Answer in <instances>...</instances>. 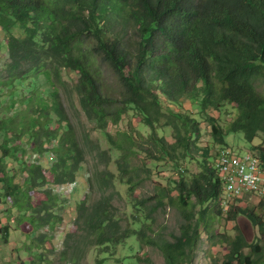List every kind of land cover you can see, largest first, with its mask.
I'll use <instances>...</instances> for the list:
<instances>
[{
    "label": "trees",
    "instance_id": "trees-1",
    "mask_svg": "<svg viewBox=\"0 0 264 264\" xmlns=\"http://www.w3.org/2000/svg\"><path fill=\"white\" fill-rule=\"evenodd\" d=\"M3 34L9 35L10 62L6 78L0 68V109H14L15 114H0V202L8 199L19 210L24 235L22 246L14 250L16 259L8 264H37L36 258L44 262L37 251L44 254L46 234L61 223L54 216H59L65 198L53 189L74 182L89 155L98 169L114 162L127 185L129 210L119 214L112 203L114 175L96 170L90 186L98 184L100 197L89 206L79 204L77 218L80 211L85 234L67 235L64 264L80 263L76 250L81 243L85 250L98 248L104 254L96 264H106L119 249L127 252L116 263H131L141 244H156L165 264L191 263L203 232L214 242L212 224L222 210L233 222L240 215L247 217L261 235L248 243L237 226L234 238L221 234L218 243L227 246L222 264H264V218L246 199L224 204L230 189L218 169L219 150L228 149L227 133H242L248 143L258 137L264 141V0H0ZM101 63L117 75L121 91L116 98L101 92ZM63 71L78 74L74 94L89 121L95 122L94 129L110 141L109 153L91 140L89 131L76 135L57 86L66 87ZM41 74L55 87L54 93L41 90ZM126 113L134 117L129 124L136 131L119 132L120 140H114L107 125L118 126ZM203 122L210 139L206 147H198ZM141 129H148L147 135ZM24 137L35 141L33 150L40 159L37 164L20 160L23 181H16L18 173L4 160L21 150L10 143L24 142ZM114 150L120 152L117 158ZM212 150L217 151L216 165L209 161ZM253 150L264 164V147ZM47 155L53 160L49 167ZM141 156V166L134 164ZM193 162L198 173L183 167ZM159 163L173 169L166 187L150 199L133 197L151 175L148 166ZM47 169L52 182L45 177ZM33 194L42 196L36 205L29 198ZM152 199L154 206L148 205ZM166 203L179 206L184 222L173 241H157L150 222ZM258 206L262 209L264 201ZM7 217H0V235L8 244L12 218ZM44 228L47 231L41 232ZM28 254L34 258L30 263Z\"/></svg>",
    "mask_w": 264,
    "mask_h": 264
},
{
    "label": "rangeland",
    "instance_id": "rangeland-1",
    "mask_svg": "<svg viewBox=\"0 0 264 264\" xmlns=\"http://www.w3.org/2000/svg\"><path fill=\"white\" fill-rule=\"evenodd\" d=\"M9 35L3 34L0 36V68L3 71V76L6 78V75H8L5 72L6 65L10 62L9 58V49L7 46V42ZM100 61V60H98ZM101 75H100V82L102 84L101 86V92L106 97H112L116 98L118 96V93H120V83L118 82L117 75L115 72L106 66V64L101 63ZM55 70V69H53ZM38 83L41 85L42 91H50L51 94L55 92V87H52L49 85V83L44 82V76L41 74L38 76ZM78 79V74L74 72H68L63 71L61 73V80L66 83V87L64 88L61 86L60 83H58V87L60 90V93H62V100L63 104L66 110V113L68 115V118H70V122L72 123L74 131H76V135H82V133L86 130L91 133L93 142L97 143L101 150L111 151L113 147H111L110 141L107 139L106 136H104L100 131H97L94 129L96 127L94 121H89V118L85 114V112L82 110L81 106L79 105L78 98H76V95L74 94L73 86L74 82ZM54 80H56L54 78ZM52 89V90H51ZM66 89V90H65ZM264 91V87L261 89ZM189 108V105H187ZM18 107V106H16ZM227 107L224 109L226 110ZM223 110V111H224ZM1 117L11 116L12 114H15L14 109H4L1 107L0 109ZM96 119V118H94ZM134 117L129 115L128 113L124 114L122 116V122L119 123L118 126H114L112 123H108L107 130L111 137L114 140H117L119 138L118 133L130 130V132H135L136 129L133 125L129 124V121L133 120ZM202 134L199 139L198 147H206V142L210 139V128L207 127V123H202ZM141 134L147 135L148 129H141ZM1 135V134H0ZM168 139L171 141V137L168 135ZM146 138V136H145ZM120 140V138H119ZM118 140V141H119ZM227 143V148L231 150L233 153L236 154H248L250 152L253 153V148L255 146L262 145L264 147V141L262 137L256 138L252 143H248L245 141L244 135L242 133H227V136L225 138ZM4 139L0 138V143H2ZM24 142H21L20 140L13 141L10 143V146H19L21 149L17 154L10 155L4 160V164L10 167L12 170L15 171L17 174L16 181L21 180L23 181L22 176H19L21 174L20 167L21 162L20 160H23L26 162V164H37L38 160L40 159L39 155L34 152L33 145L35 143L34 140L30 139L29 137H24ZM82 147H84V144L82 143ZM219 149V148H218ZM113 157L117 158L120 152L114 150ZM211 152V158L210 162L213 165H216L217 161L216 158L213 156L217 153L216 150H212ZM195 155H200L199 153L194 152ZM46 159L49 164L46 166L49 167L52 166V158L51 156H46ZM142 156L138 159L133 160L134 164L140 165L141 163L139 160H142ZM45 160V159H44ZM112 162L111 164L105 166L101 165L98 169L97 162L94 159L92 155H89L86 157L85 163L83 164L82 171L77 174L75 183L71 184V187L76 188L73 190V192L69 195H66L63 199V202H61L62 210L59 212V216L55 217V219H58L61 221V223H58L54 228L50 231H48L47 240L48 243L46 245V248L44 250V254H41V250L37 251V255H43L44 262H40L39 258H36L37 264H64L61 261V256L63 250H65L64 242L66 240V237L68 234H72L76 238H80L81 235L85 234L84 230L81 228V223H79V212H78V218H77V208H79L81 205H79L81 202L85 201L86 205L89 206L97 201V198L100 197L101 190L98 187V184L95 185L92 182V188L89 187L90 180L92 179L93 175H95L96 170L100 171H109L114 175V177L111 179V183L113 186H110L109 193L114 194V199L112 201L113 205H115L119 209V214H121L124 211H128V194H127V185L122 184L120 178L121 174L118 171V168L114 166ZM188 166V171L198 173L200 169L198 168V165L196 163H190V164H183V167ZM151 169V175L149 178H145L141 184L138 185L136 188L133 197L144 198V199H150L152 197H155L157 191L163 187H166L167 182L166 178L173 175L172 168L169 165H162L159 163V166L155 167V165H149ZM45 177L47 178L48 182H52L53 178L50 175V173L47 170H44ZM145 177V173L142 175ZM92 181V180H91ZM3 186V183H0V188ZM46 189H51V185H47ZM65 189H67V186H65ZM54 194H58L57 189H53ZM177 195L176 192L173 193V196L175 197ZM255 196V197H253ZM59 198H62L60 195L57 196ZM256 197H259L258 195H251L249 198H244L243 200H247L245 203H247L249 206L257 207L256 212L264 218V207L262 209L258 208V204L260 203L261 199H258ZM31 203L38 204L39 201H41L42 196L33 194L29 196ZM260 198V197H259ZM5 200V199H4ZM225 202L224 204L230 205L234 201L228 200V197L225 196ZM6 202H0V217L3 219V221L7 220V216H11L10 221V232L11 236L9 238L8 244L5 243L1 239L0 235V264H8L10 262H13V259H16V253L14 250L18 247L22 246L23 239V230L21 229L22 225L20 224L21 216L19 214V210L17 208H13L10 201L7 199ZM148 205H156L155 199L149 200ZM240 205L238 202L234 204ZM221 206V205H220ZM214 205L212 208L214 209ZM223 207H225L223 205ZM217 209V208H216ZM215 211V210H214ZM54 213V212H53ZM223 215L220 216L218 219L214 221L212 224V234H214V242H210L208 239L209 237L204 232L202 233V240L199 242V245L197 246V251L195 257H193L192 262L188 264H222L225 255L227 254V246L222 245L218 243V237H221V234H224L226 236H230L234 238L237 234V231L235 230V227L237 226L239 228V231L243 234L245 239L248 243H254L257 238L261 235L259 234V229L252 225V223L245 217V216H238L236 221H230L227 220V212L222 210ZM153 222H150L151 227L154 232H151L157 241H159L161 238H164L169 241H173V236L179 235L180 233V227L184 222L183 216L181 215V209L176 204H167L163 206L162 208H159L156 213L153 215ZM28 221V220H27ZM7 223V222H6ZM24 227H29L28 225H25ZM30 228V227H29ZM32 228H30L29 232H31ZM47 231L45 228L41 230V232ZM25 233V232H24ZM27 242L28 240L25 239ZM136 260L140 258L139 261H136L134 259L135 254L132 255L133 261L131 263L127 264H165V257L160 250V248L155 244H141L136 245ZM248 250V249H247ZM246 250V251H247ZM78 256H80V263L79 264H96L98 259H101L104 254L100 252L98 248H92L85 250L83 247V244L78 245V249L76 250ZM127 250L124 249L123 252L121 249H119L115 255L116 257H110V261H108L106 264H117L116 259H119V256L126 253ZM23 259L27 258L28 263L33 261L32 254L26 255V258L22 256ZM29 258V259H28ZM109 260V259H108Z\"/></svg>",
    "mask_w": 264,
    "mask_h": 264
},
{
    "label": "built area",
    "instance_id": "built-area-1",
    "mask_svg": "<svg viewBox=\"0 0 264 264\" xmlns=\"http://www.w3.org/2000/svg\"><path fill=\"white\" fill-rule=\"evenodd\" d=\"M238 158V168L230 169V159ZM219 172L225 173L223 185L229 186L230 198L251 196L246 194V184H257L264 188V164L260 157L249 160L245 154L222 150L219 154ZM264 200V198H261Z\"/></svg>",
    "mask_w": 264,
    "mask_h": 264
},
{
    "label": "bare ground",
    "instance_id": "bare-ground-1",
    "mask_svg": "<svg viewBox=\"0 0 264 264\" xmlns=\"http://www.w3.org/2000/svg\"><path fill=\"white\" fill-rule=\"evenodd\" d=\"M245 156L249 160H256L257 159V156L253 155L252 153L245 154ZM230 168L231 169H237L238 168V158H231L230 159ZM246 191H249L250 193L252 192V194H254V195L264 196V188L260 187L257 184H246Z\"/></svg>",
    "mask_w": 264,
    "mask_h": 264
},
{
    "label": "clouds",
    "instance_id": "clouds-1",
    "mask_svg": "<svg viewBox=\"0 0 264 264\" xmlns=\"http://www.w3.org/2000/svg\"><path fill=\"white\" fill-rule=\"evenodd\" d=\"M222 150H229V149H220L219 150V154H220V152L222 151ZM229 151H231V150H229ZM232 152V151H231ZM250 153H252V152H250ZM256 155V154H255ZM218 162V161H217ZM82 168H83V166H82ZM82 168H81V170L79 171V172H81L82 171ZM78 172V173H79ZM77 173V174H78ZM76 177H77V175H76ZM222 180V179H221ZM73 183H75V181L74 182H72V183H69V184H66V185H62L61 187H59V188H56L57 190H58V194L57 195H60V193L61 194H63L64 196H66V195H69V194H71L72 192H73V190L76 188V186L77 185H75L74 187H71V184H73ZM65 186H67V189H65ZM89 187H90V184H89ZM70 191H71V193H70ZM225 196L226 195H224V198H225ZM253 197H255V196H253ZM244 198H249V196H245V197H242V198H228V200L230 201L231 199H244ZM256 198H258V199H261V198H259V197H256ZM262 201H264L263 199H261V201L260 202H262ZM243 216V215H242ZM247 241V240H246Z\"/></svg>",
    "mask_w": 264,
    "mask_h": 264
},
{
    "label": "water",
    "instance_id": "water-1",
    "mask_svg": "<svg viewBox=\"0 0 264 264\" xmlns=\"http://www.w3.org/2000/svg\"><path fill=\"white\" fill-rule=\"evenodd\" d=\"M247 218V217H246ZM248 219V218H247ZM249 220V219H248ZM250 221V220H249ZM253 225V224H252Z\"/></svg>",
    "mask_w": 264,
    "mask_h": 264
}]
</instances>
